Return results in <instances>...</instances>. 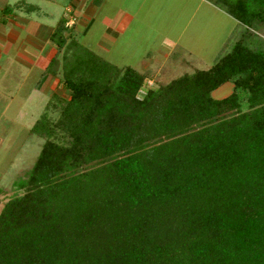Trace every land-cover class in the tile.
I'll use <instances>...</instances> for the list:
<instances>
[{
	"label": "trees",
	"instance_id": "obj_1",
	"mask_svg": "<svg viewBox=\"0 0 264 264\" xmlns=\"http://www.w3.org/2000/svg\"><path fill=\"white\" fill-rule=\"evenodd\" d=\"M209 1L264 27V0ZM66 26L45 71L67 93L29 128L42 143L0 209V264H264V44L241 36L137 96L142 73Z\"/></svg>",
	"mask_w": 264,
	"mask_h": 264
},
{
	"label": "rangeland",
	"instance_id": "obj_2",
	"mask_svg": "<svg viewBox=\"0 0 264 264\" xmlns=\"http://www.w3.org/2000/svg\"><path fill=\"white\" fill-rule=\"evenodd\" d=\"M103 1V13L85 19L87 28L80 26L86 28L83 34L76 29L73 16L72 23L67 24L68 29L65 31L69 32L71 28L77 34L78 41L110 65L119 68L128 65L142 73L144 77L137 96L142 95L147 88H156L196 69L209 68L241 36V40H245L251 48H259L264 44L262 25L254 23L246 28L248 34H245L246 29L240 24L237 26L235 21L225 15V8L218 3L214 4L220 10L201 6L195 13H190L186 22L189 15L169 13L173 9L170 7L174 5L173 1L160 0L159 5H150L152 0H147L142 9H147L148 13H124L132 15L131 21L124 28L114 30L110 25L115 22L109 23L107 29L102 24L103 19L109 21L114 18L116 8L126 12L128 3L126 0ZM49 5L56 7L55 3ZM102 30L113 39L109 49L95 42ZM157 49L165 53L171 51L165 56L158 53V56ZM146 53L151 54V57H146ZM143 58L148 59L144 61ZM10 69L14 71L0 78V209L7 199L23 192L15 182L25 176L42 143L41 138L29 133V128L43 111L52 120L58 116L57 109L44 110L45 105L52 100L49 95L47 97L39 91H31L38 80L37 67L28 73H19L20 68L15 66ZM231 89V83L225 82L210 95L219 99L228 95ZM57 92L62 97L67 93L60 87ZM26 93L29 95L27 98Z\"/></svg>",
	"mask_w": 264,
	"mask_h": 264
},
{
	"label": "crops",
	"instance_id": "obj_3",
	"mask_svg": "<svg viewBox=\"0 0 264 264\" xmlns=\"http://www.w3.org/2000/svg\"><path fill=\"white\" fill-rule=\"evenodd\" d=\"M126 1L128 3L126 12H122L120 8L119 10L116 8L113 12L116 13L114 16L115 20L114 18H110L109 21L103 19L102 24L104 26L106 25L107 29L110 26H113L114 30H118L120 27L124 28L132 19V15H126L124 13H148L147 9H142L147 0ZM159 1L160 0H152L150 5H159ZM172 1L174 5L171 4L170 7L173 9L169 13H183L189 15L186 22L190 17V13H195L201 6L204 8L217 9L215 4L209 0H171V2ZM0 3V78L1 76H7L8 72H13L14 70L10 69L13 66L20 68L19 73H21V71L28 73L33 67H37L38 73H36V76L38 80L36 81V87L34 86L31 91H39L47 97H49L51 93L59 95L57 92L58 86L56 85L57 75L45 71L48 61L54 53V49L49 42V36L59 18H63L65 25H67V23L71 21V16L76 19V29L78 28V32L83 34L88 25L84 20L95 18L97 13H103L104 1L0 0ZM53 3L56 4L55 8L49 5ZM141 9L143 12H141ZM225 15L235 21L236 25L239 24L229 14L225 13ZM113 22L115 23L109 26V23L112 24ZM80 26L86 28L83 29L80 28ZM102 31L95 42L100 47L104 48L105 46L109 49L113 44V39L104 33L105 30ZM166 40L167 39H165V41ZM170 44L172 46L174 45V43ZM155 51H158V56H160L159 54L165 56V54L171 50H168L166 53L160 49ZM146 57L150 58L151 54L146 53ZM148 58H143V60L145 61ZM28 96V93H26L25 98Z\"/></svg>",
	"mask_w": 264,
	"mask_h": 264
},
{
	"label": "built area",
	"instance_id": "obj_4",
	"mask_svg": "<svg viewBox=\"0 0 264 264\" xmlns=\"http://www.w3.org/2000/svg\"><path fill=\"white\" fill-rule=\"evenodd\" d=\"M72 22L70 21V23H67V24H71Z\"/></svg>",
	"mask_w": 264,
	"mask_h": 264
}]
</instances>
